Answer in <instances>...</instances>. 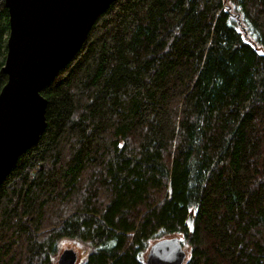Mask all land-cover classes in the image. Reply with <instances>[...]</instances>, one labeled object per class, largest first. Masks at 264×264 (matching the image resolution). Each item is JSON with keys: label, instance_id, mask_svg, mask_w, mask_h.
<instances>
[{"label": "trees", "instance_id": "obj_1", "mask_svg": "<svg viewBox=\"0 0 264 264\" xmlns=\"http://www.w3.org/2000/svg\"><path fill=\"white\" fill-rule=\"evenodd\" d=\"M42 96L0 187V264H56L63 240L78 264H146L174 237L185 264H264V0H116Z\"/></svg>", "mask_w": 264, "mask_h": 264}, {"label": "water", "instance_id": "obj_2", "mask_svg": "<svg viewBox=\"0 0 264 264\" xmlns=\"http://www.w3.org/2000/svg\"><path fill=\"white\" fill-rule=\"evenodd\" d=\"M116 0H6L9 37L0 93V187L22 154L47 129L45 87L74 60L96 21ZM193 226V223L190 224ZM178 237L149 248L146 264H185ZM79 253L63 250L57 264H78Z\"/></svg>", "mask_w": 264, "mask_h": 264}, {"label": "rangeland", "instance_id": "obj_3", "mask_svg": "<svg viewBox=\"0 0 264 264\" xmlns=\"http://www.w3.org/2000/svg\"><path fill=\"white\" fill-rule=\"evenodd\" d=\"M155 242V240H153L150 245H149V248L151 247V245ZM69 248H72V249H75L78 253H79V257H80V260L79 262L84 258L85 256V252L83 251L84 247L81 245V244H77V243H74L72 241H69V240H63L61 241V245H60V251H59V254L65 250V249H69ZM148 248V249H149ZM148 251L147 250V253H146V258H147V254H148ZM188 251V250H187ZM58 254V256H59ZM58 256L56 258V264H57V259H58Z\"/></svg>", "mask_w": 264, "mask_h": 264}]
</instances>
